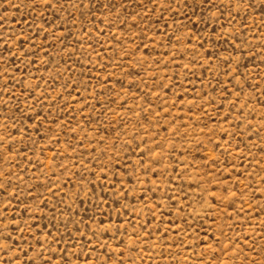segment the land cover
<instances>
[{"label":"rangeland","instance_id":"1","mask_svg":"<svg viewBox=\"0 0 264 264\" xmlns=\"http://www.w3.org/2000/svg\"><path fill=\"white\" fill-rule=\"evenodd\" d=\"M0 264H264V0H0Z\"/></svg>","mask_w":264,"mask_h":264}]
</instances>
